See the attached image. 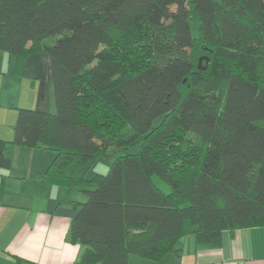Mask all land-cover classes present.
Wrapping results in <instances>:
<instances>
[{
    "label": "trees",
    "instance_id": "obj_1",
    "mask_svg": "<svg viewBox=\"0 0 264 264\" xmlns=\"http://www.w3.org/2000/svg\"><path fill=\"white\" fill-rule=\"evenodd\" d=\"M1 51L21 77L49 57L55 109L17 107L0 168L10 143L54 150L44 182L86 195L79 264L264 225V0H0Z\"/></svg>",
    "mask_w": 264,
    "mask_h": 264
},
{
    "label": "crops",
    "instance_id": "obj_2",
    "mask_svg": "<svg viewBox=\"0 0 264 264\" xmlns=\"http://www.w3.org/2000/svg\"><path fill=\"white\" fill-rule=\"evenodd\" d=\"M14 69V60L1 51L0 137L5 139L13 137L18 106L55 109L45 53L27 57L25 76L14 74ZM27 76L38 83L29 84ZM18 78L26 79V86L21 88ZM6 154L12 164L0 168V264H79L84 246L71 239L69 228L76 203L86 198L85 193L44 182L55 154L48 147L10 143ZM176 248L178 252L158 259L131 253L129 264H264V225L225 229L220 244L198 242L193 233H187Z\"/></svg>",
    "mask_w": 264,
    "mask_h": 264
},
{
    "label": "rangeland",
    "instance_id": "obj_3",
    "mask_svg": "<svg viewBox=\"0 0 264 264\" xmlns=\"http://www.w3.org/2000/svg\"><path fill=\"white\" fill-rule=\"evenodd\" d=\"M201 63V61H200ZM27 82L30 83H38L37 79H32L30 78V76L26 77ZM26 79L23 80V78H18V81H21V88L23 87V85L27 84ZM37 80V81H36ZM23 81V82H22ZM6 82L9 84V81L6 80ZM53 91V90H52ZM24 90H21V93H24ZM54 104V103H53ZM53 106V105H52ZM54 108V107H53ZM54 110V109H53ZM136 149V147L130 148L131 151H134ZM127 149L121 148V149H111L105 156L99 158L97 160V162L95 163V165L91 168V170L89 171V175H94L97 173H105L107 172L112 160L120 153H124L127 152ZM155 179L163 186V187H168L166 184H164V182H162L158 177H155Z\"/></svg>",
    "mask_w": 264,
    "mask_h": 264
}]
</instances>
